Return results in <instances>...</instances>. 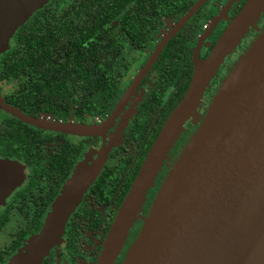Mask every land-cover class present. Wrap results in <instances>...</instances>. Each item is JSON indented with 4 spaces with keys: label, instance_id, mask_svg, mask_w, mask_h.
<instances>
[{
    "label": "flooded vegetation",
    "instance_id": "flooded-vegetation-1",
    "mask_svg": "<svg viewBox=\"0 0 264 264\" xmlns=\"http://www.w3.org/2000/svg\"><path fill=\"white\" fill-rule=\"evenodd\" d=\"M138 1L130 0L118 15L119 21L128 17L129 27H120L116 19L109 22V27L115 28L107 32L114 46L106 57L105 68L110 69L103 74L100 94L67 88L68 103L63 100L58 105V92L62 88L57 86V81L42 89L28 78V73L21 72L13 78L0 75V101L4 105L47 125H82L100 132L85 137L33 127L0 109V264L27 257L29 240L40 233L53 201L67 180L87 167L86 172H91L98 155L109 149L97 177L68 217L59 245L48 250L41 264L97 263L141 165L189 87L193 58L204 60L211 54L220 36L248 2ZM263 27L264 9L254 27L223 59L194 115L184 123L154 186L145 195L141 218L148 213L166 172L201 123L220 83ZM158 48L156 59L132 88ZM43 91L56 94L49 97L48 105L43 100ZM91 102L96 111H90ZM70 160L72 167L64 173ZM59 178H62L60 183ZM141 225V219L132 224L113 264H121Z\"/></svg>",
    "mask_w": 264,
    "mask_h": 264
},
{
    "label": "water",
    "instance_id": "water-1",
    "mask_svg": "<svg viewBox=\"0 0 264 264\" xmlns=\"http://www.w3.org/2000/svg\"><path fill=\"white\" fill-rule=\"evenodd\" d=\"M48 1L0 0V55L9 49L15 32ZM263 9L264 0H248L211 54L204 60L193 58L189 87L141 165L96 264L114 263L137 219L142 225L121 264H264V27L220 83L201 123L162 179L148 213L139 215L184 123L194 115L223 59L254 27ZM0 109L33 127L85 137L100 133L82 125L40 123L1 101ZM108 150L98 155L91 172L87 167L73 173L40 233L29 240L27 257L9 264L42 263L60 241L68 217L100 172Z\"/></svg>",
    "mask_w": 264,
    "mask_h": 264
},
{
    "label": "trees",
    "instance_id": "trees-1",
    "mask_svg": "<svg viewBox=\"0 0 264 264\" xmlns=\"http://www.w3.org/2000/svg\"><path fill=\"white\" fill-rule=\"evenodd\" d=\"M128 2L130 0H49L15 32L9 49L0 55V75L13 78L25 72L42 89L57 81V86L62 88L58 92V105L64 103L69 94L65 91L67 88L100 94L103 74L110 69L105 68L106 57L109 48L114 46L107 32L115 28L109 27V22L116 19L120 27H129L127 16L121 21L118 18ZM105 78L108 80V75ZM54 95L43 91L46 105ZM94 110L96 107L91 102L90 111ZM71 164L72 161H68L64 173ZM61 180L57 179L58 183Z\"/></svg>",
    "mask_w": 264,
    "mask_h": 264
},
{
    "label": "rangeland",
    "instance_id": "rangeland-1",
    "mask_svg": "<svg viewBox=\"0 0 264 264\" xmlns=\"http://www.w3.org/2000/svg\"><path fill=\"white\" fill-rule=\"evenodd\" d=\"M59 196H60V194L56 197V199H57ZM56 199H55V200H56ZM55 200L53 201V203L55 202ZM53 203H52V205H53ZM52 205H51V207H52ZM51 207H50V208H51ZM48 213H49V212H48ZM47 215H48V214H47ZM58 245H59V242H58V244H56L55 246H58Z\"/></svg>",
    "mask_w": 264,
    "mask_h": 264
}]
</instances>
